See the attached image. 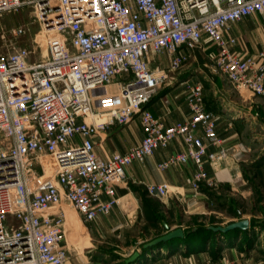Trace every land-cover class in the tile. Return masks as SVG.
<instances>
[{
  "label": "built area",
  "instance_id": "1",
  "mask_svg": "<svg viewBox=\"0 0 264 264\" xmlns=\"http://www.w3.org/2000/svg\"><path fill=\"white\" fill-rule=\"evenodd\" d=\"M25 5L41 24L36 44L0 53V264H68L64 203L84 222L108 215L120 203L127 167L179 137L186 148L158 167L193 161L195 201L204 184H215L206 161L239 157L237 146L223 145L201 81L187 83L183 121L166 123L146 105L205 41L216 46V69L264 96V51L243 56L229 35L232 22L264 12V0H0V13ZM43 45L46 52L31 60ZM156 54L167 55L165 66L151 65ZM106 110L109 120L101 119ZM136 117L144 131L138 144L96 153V137ZM147 190L166 196L171 186Z\"/></svg>",
  "mask_w": 264,
  "mask_h": 264
},
{
  "label": "crops",
  "instance_id": "2",
  "mask_svg": "<svg viewBox=\"0 0 264 264\" xmlns=\"http://www.w3.org/2000/svg\"><path fill=\"white\" fill-rule=\"evenodd\" d=\"M229 35L236 37L233 48L243 56L264 51V12L232 22ZM200 46L203 49L211 46L216 48L213 43L207 41ZM213 54L212 51L208 52L209 57ZM164 57L168 60L167 55L156 54L151 65L165 66ZM195 67L196 65L192 64L184 70L172 73L169 83L161 87L146 107L169 124L187 119L190 115L187 83L198 81L201 77L199 76L201 70L196 71ZM215 86L220 90L214 109L212 110V105H208L205 94L206 106L216 115L217 131L223 140V145L237 146L240 155L238 158L230 157L216 163L206 161V169L214 180V185L226 187L243 181L242 167L247 161L240 157H245L253 151V146L244 141L243 134L248 125H253L259 105L256 96L249 89H240L236 85L226 87L219 80L215 82ZM107 89L109 92H115L117 87L111 84ZM101 119H110L107 110ZM246 119L250 120V124L246 123ZM143 136L144 131L138 117L129 124H112L102 137H96L95 151L101 157H107L114 152L123 153L138 144ZM185 148L183 139L179 137L166 147L157 148L144 160H135L126 169L125 181L117 187L120 203L113 206L108 215H99L96 220L89 222L91 230L102 236L127 232L131 239H139L149 233L146 238L135 241L138 247H132L126 258L136 250H141L145 242L167 233L170 229L181 227L186 236L190 230H197L199 227L210 228L211 225H222L219 221H209L216 217L214 204L209 200L214 185L204 184L198 199L195 201L192 198L191 182L195 171L193 161L179 163L165 170L158 167L159 163L171 154L183 151ZM217 148L218 146L210 145L208 149L213 151ZM161 182H168L171 186L166 196L148 192L149 184ZM103 199H108V196L104 194ZM243 218L249 219L250 226L253 224L248 216ZM239 219L241 218L235 220ZM230 222H225L223 225ZM165 224L169 225L168 229ZM117 227L119 228L115 230ZM216 240L218 241L219 238L214 237L203 247H188L181 238H178L172 242V245L163 244L148 249L142 253L136 264H264V257L261 258L256 250L242 252L237 246L240 243L238 239H236L238 243L235 241L234 245L220 247L219 251L213 254L212 247ZM88 253L69 247L68 264H102L100 259L93 258L91 252Z\"/></svg>",
  "mask_w": 264,
  "mask_h": 264
},
{
  "label": "rangeland",
  "instance_id": "3",
  "mask_svg": "<svg viewBox=\"0 0 264 264\" xmlns=\"http://www.w3.org/2000/svg\"><path fill=\"white\" fill-rule=\"evenodd\" d=\"M16 25L24 26L26 33L22 36L14 37L10 33V29ZM41 29V24L36 20L34 8L31 5L22 6L18 10L1 12L0 53L7 55L18 51L24 46L33 47L41 33ZM44 48V45L43 48L39 47V52L32 56L31 60L40 58L42 56L41 51ZM209 51L215 54L216 48L211 46L203 49L201 46H197L190 50L179 71L192 64L196 65L194 68L196 71L201 70L199 75L201 77L198 81L203 83L207 103L209 106L212 105L213 110L220 90L219 87L215 86V82L219 80L226 87H234L235 84L213 66L214 54L209 57ZM44 52H46L45 49ZM167 61V58L164 57L165 65ZM251 92L256 96V102L259 105L257 107L258 112L255 115L253 125L247 126L243 136L244 141L253 146V151L245 157H240L242 159L245 158L247 161L242 167L243 181L240 183L236 182L234 185H227L226 187H220L218 184L212 187L209 200L214 204L216 217L214 216L209 221H219L223 225L225 222L243 218V216L251 218L253 225L247 229L245 234L242 233L239 238L237 236L233 237L232 233L221 235V237H225L220 240L226 241L225 239H227L235 242L238 239L240 243L236 241L238 243L237 246L242 252L247 253L251 250H256L262 258L264 257V96ZM249 122L250 120H247L246 123L250 124ZM63 205L66 212L72 213L69 219L67 217L66 220L65 237L68 247L75 248L79 252H91L90 255L93 258L100 259L102 264H123L124 258H126L132 247H138L135 241L149 236V233H147L139 239H131L126 231V233L121 232L120 235L102 236L91 230L89 222L83 223L71 206L67 203ZM223 246L222 244L221 247Z\"/></svg>",
  "mask_w": 264,
  "mask_h": 264
},
{
  "label": "water",
  "instance_id": "4",
  "mask_svg": "<svg viewBox=\"0 0 264 264\" xmlns=\"http://www.w3.org/2000/svg\"><path fill=\"white\" fill-rule=\"evenodd\" d=\"M242 215V214H241ZM166 228H169L168 224H165ZM250 227V222L249 219L247 218H241L237 221L231 222L227 225H211L210 229H212L215 232H228L231 230L239 229V230H247ZM185 236L184 230L181 227L175 228V229H170L167 233L155 237L154 239L145 242L142 245L141 250H136L133 252L131 256L125 259L126 263L129 264H136L138 260L140 259L142 253H144V250H148L150 248H153L155 246H159L163 243H167L169 241L178 239V238H183Z\"/></svg>",
  "mask_w": 264,
  "mask_h": 264
},
{
  "label": "trees",
  "instance_id": "5",
  "mask_svg": "<svg viewBox=\"0 0 264 264\" xmlns=\"http://www.w3.org/2000/svg\"><path fill=\"white\" fill-rule=\"evenodd\" d=\"M253 225V224H252ZM247 230H239V229H235V230H231L228 232H215L212 229L208 228V227H199L197 230H190L188 232V234L186 236H184L183 238H181V240L188 246V247H203V245H205L206 242L214 239V237L219 238V240L214 243V246L212 247V253L215 254L219 251L221 245L223 244L224 246H230L233 245L234 242L232 241H228L227 239L224 240H220L223 239L221 235H227L232 233L233 237L234 236H239L242 233L245 234ZM202 232V234H200ZM200 235V236H199ZM177 240V239H175ZM199 240V241H197ZM172 241H169L167 243H163V244H168V245H172ZM243 243V242H241ZM161 244V245H163ZM159 245V246H161ZM156 247V246H155ZM147 250H144V252H146ZM123 264H129L126 263L125 259H124V263Z\"/></svg>",
  "mask_w": 264,
  "mask_h": 264
},
{
  "label": "bare ground",
  "instance_id": "6",
  "mask_svg": "<svg viewBox=\"0 0 264 264\" xmlns=\"http://www.w3.org/2000/svg\"><path fill=\"white\" fill-rule=\"evenodd\" d=\"M73 211H74V209H73ZM70 214H72V213H69V212H67V217H68V219H69V217H70Z\"/></svg>",
  "mask_w": 264,
  "mask_h": 264
}]
</instances>
